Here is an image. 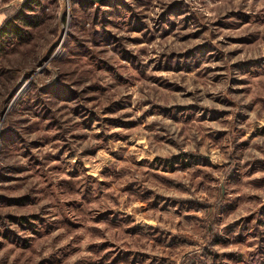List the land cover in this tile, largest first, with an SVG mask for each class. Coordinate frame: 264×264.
I'll list each match as a JSON object with an SVG mask.
<instances>
[{"label": "rangeland", "instance_id": "1", "mask_svg": "<svg viewBox=\"0 0 264 264\" xmlns=\"http://www.w3.org/2000/svg\"><path fill=\"white\" fill-rule=\"evenodd\" d=\"M39 1L0 38V264H264V0Z\"/></svg>", "mask_w": 264, "mask_h": 264}, {"label": "trees", "instance_id": "2", "mask_svg": "<svg viewBox=\"0 0 264 264\" xmlns=\"http://www.w3.org/2000/svg\"><path fill=\"white\" fill-rule=\"evenodd\" d=\"M39 6V0H25L11 15L8 14L9 16H7L5 22L0 27V38L10 36L22 38L24 33L27 32L23 26H37L39 21L35 12Z\"/></svg>", "mask_w": 264, "mask_h": 264}, {"label": "crops", "instance_id": "3", "mask_svg": "<svg viewBox=\"0 0 264 264\" xmlns=\"http://www.w3.org/2000/svg\"><path fill=\"white\" fill-rule=\"evenodd\" d=\"M13 5H14L13 2H5L4 0H0V27L3 25V23L6 20V16L4 15V12Z\"/></svg>", "mask_w": 264, "mask_h": 264}]
</instances>
